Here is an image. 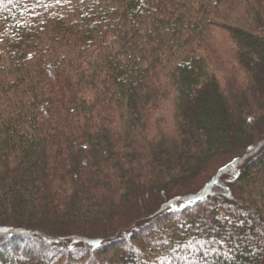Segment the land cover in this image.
I'll use <instances>...</instances> for the list:
<instances>
[{
  "label": "trees",
  "instance_id": "trees-1",
  "mask_svg": "<svg viewBox=\"0 0 264 264\" xmlns=\"http://www.w3.org/2000/svg\"><path fill=\"white\" fill-rule=\"evenodd\" d=\"M0 264H264V0H0Z\"/></svg>",
  "mask_w": 264,
  "mask_h": 264
},
{
  "label": "rangeland",
  "instance_id": "rangeland-1",
  "mask_svg": "<svg viewBox=\"0 0 264 264\" xmlns=\"http://www.w3.org/2000/svg\"><path fill=\"white\" fill-rule=\"evenodd\" d=\"M221 40H223V42L219 39H216V43L217 46H221V53H217V55L214 58V62L217 63V65L219 66H224L225 65V60H224V56L226 55V53H230V48L232 45V41L230 40V38L226 35V34H219L218 36ZM219 42V43H218ZM227 51V52H226ZM238 86L240 87V89H242V84L237 82ZM241 104L244 103V99L242 98L240 101ZM231 159V157H227V155L224 156H219L215 159H213L208 168L206 169V171L199 177L198 182L195 184L194 188H200L202 187L205 182H207L212 175L216 172L217 169H219L220 167L224 166L229 160ZM140 198L139 195H133V199L138 200Z\"/></svg>",
  "mask_w": 264,
  "mask_h": 264
}]
</instances>
